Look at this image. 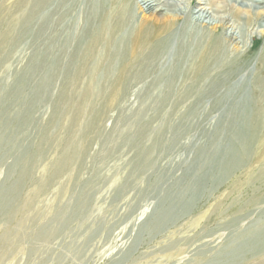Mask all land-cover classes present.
Returning <instances> with one entry per match:
<instances>
[{
  "label": "rangeland",
  "instance_id": "1",
  "mask_svg": "<svg viewBox=\"0 0 264 264\" xmlns=\"http://www.w3.org/2000/svg\"><path fill=\"white\" fill-rule=\"evenodd\" d=\"M45 1L0 0V195L17 181L9 176L15 164L23 180L12 201L27 206L17 217L0 211V264H197L202 257L219 264V250L239 243L264 219V199L242 208L245 195L264 190V128L244 166L222 182L214 179L232 141L240 149L252 135L247 118L255 103L264 114V11L236 14L238 8L259 10L264 2L172 0L187 11L154 17L143 13L145 0ZM194 10L203 14L200 23L191 22ZM121 16L127 20L117 24ZM221 16L232 19L233 29L216 27ZM146 26L148 38L137 47ZM234 28L243 40L225 43L230 73L211 67L212 76L205 77L201 43ZM98 32L101 38L93 41ZM159 133L163 141L153 150ZM71 145L80 146L77 166L56 168ZM203 148L211 165L199 159ZM209 170L214 178H207ZM230 190L236 198L223 200ZM83 191L89 201L77 219L64 231L60 222L48 230ZM135 197L140 202L129 223L106 238V228L95 231L122 222ZM162 201L171 206L173 223L134 249L141 224ZM8 222L30 238L3 253ZM85 234L91 238L81 241ZM249 252L237 264H264V250Z\"/></svg>",
  "mask_w": 264,
  "mask_h": 264
},
{
  "label": "bare ground",
  "instance_id": "2",
  "mask_svg": "<svg viewBox=\"0 0 264 264\" xmlns=\"http://www.w3.org/2000/svg\"><path fill=\"white\" fill-rule=\"evenodd\" d=\"M37 1V0H36ZM45 0H38V3H43ZM174 1V0H173ZM172 0H145V6L142 8V11L143 13L147 12V13H151L152 16L156 17L157 16H160L163 12V10L165 11H170L171 13H173V15H178L181 13H185L187 10L182 8L181 5H178L176 2H173ZM181 1V0H180ZM216 1V0H215ZM250 2H253V0H249ZM259 1V2H258ZM46 2V1H45ZM138 2V1H137ZM142 1H140L141 3ZM178 2V1H177ZM206 1L205 0H200L198 1V4H204ZM229 2V1H228ZM241 2V1H240ZM243 2V1H242ZM246 2V1H245ZM256 2L258 3L257 5L259 6V4L262 2H264V0H256ZM255 2V4H256ZM182 3V2H181ZM216 3V2H215ZM222 3V2H221ZM235 3V2H234ZM142 4V3H141ZM143 4V5H144ZM188 4V3H187ZM254 4V2H253ZM41 5V4H40ZM249 5H251L249 3ZM139 6V5H138ZM210 6V5H209ZM238 6V5H237ZM240 6V5H239ZM248 6V5H247ZM137 7V6H136ZM196 7V6H195ZM259 10H256V11H253V10H245L242 8H238L237 11H236V14L237 15H241L240 12H247V14H245L247 17L250 13H253V14H259V13H262L264 10V8L261 10L262 7H264V4L263 6H259ZM207 8V7H206ZM234 8V7H233ZM137 9V8H136ZM208 9V8H207ZM215 9V8H214ZM247 9V8H245ZM261 10V11H260ZM139 11V10H138ZM240 11V12H239ZM201 12V11H200ZM164 13V12H163ZM195 13H198V10H194V12H192V14H194L192 16V20L191 22H194V23H200L202 21V13L201 14H195ZM168 14V13H167ZM209 14H212V13H209ZM147 15V14H145ZM171 15V14H170ZM175 15V16H176ZM144 16V15H143ZM179 16V15H178ZM214 16V15H213ZM220 16V15H219ZM250 16V15H249ZM130 18L134 17V15H130L129 16ZM138 17V16H137ZM146 17V16H145ZM210 18V17H209ZM124 19H126L124 16H121V17H118L116 19V23L119 24L121 21H125ZM127 20V19H126ZM142 21V20H141ZM214 21V20H213ZM232 19L229 17V16H221L219 19H216V24L218 28H221L223 30H227V29H233L232 26L233 24L231 23ZM26 22H28V20H26ZM139 22V20H138ZM204 22V21H203ZM211 22V21H210ZM211 24V23H210ZM236 24V23H235ZM243 24V23H242ZM146 25V24H145ZM237 29V28H236ZM241 29V28H240ZM239 30V29H238ZM241 31V30H240ZM218 39L217 40H212V39H209L207 41H204L201 43V46H202V51H201V54H202V58H203V61H202V64L200 65V69L199 70H204L202 74H204L205 77H208L210 78L212 76L211 74V71L213 70H222V72H227V73H230L231 69H230V61L229 59L227 58L226 56V49H225V43L226 45H239L243 38H242V35H241V32H236L235 31V28L234 30L232 31H228L226 33V35L224 34H220L217 36ZM101 38V34L98 32L96 33V35L94 37H92L93 41H96L98 42L99 39ZM148 38V30H147V26L144 27L143 29H141L139 31V34L137 35V38L135 39V44L137 47L139 46H144L145 45V40ZM205 49V50H204ZM230 49V48H229ZM91 50V49H90ZM212 67L213 70H210V68ZM207 80V79H206ZM50 83H52V80H47L45 82V84H43L41 86V88H39V91L38 92V97L36 98V101L40 100L42 97H43V94L42 92H45V90L47 89V87L50 85ZM248 112V110L246 111V113ZM249 114V113H248ZM248 116V115H247ZM244 117V118H247ZM249 119L250 123H251V126H250V129H251V132H252V135L250 136H247L246 138H244L245 140L243 141L240 149H237L236 145L235 144V140L232 141V144L231 143V146L230 149L228 151H225V155L227 156L226 157V161L225 162H222V161H219L218 164H219V167H220V170L218 169L217 170V173H215L217 176L214 178V172L213 170H209L210 172H208L207 174V178L208 179H211V178H214L217 180H220L221 182L228 176V174L231 173V171H233L235 173V171H237L238 169L242 168L244 166V162H245V159H244V156L250 152L252 146H253V142L256 140V136H257V132L264 128V114L261 113V109L260 107L257 105V103H255L254 105V109H253V115L248 116L247 120ZM169 128V127H168ZM227 127H225L224 129H227ZM159 132V131H158ZM163 133H159L157 135V138L158 140H160L158 143H155V146L152 148L153 150H155L159 143H162L161 141H163V136H162ZM238 132L234 133V136H238ZM160 137V138H159ZM23 145V144H22ZM78 145V144H77ZM41 146V144H40ZM33 147V146H32ZM80 147V146H79ZM75 148V146H72L71 147H68L66 152L62 155V157L59 159V163L56 164V168H61L67 164H73L72 166H74L76 164L77 166V162L79 160V158L81 157V152H80V148ZM219 147V146H218ZM217 147V148H218ZM28 149V148H27ZM79 149V150H77ZM31 150V149H30ZM217 150V149H216ZM215 150V151H216ZM158 151H162V144L159 146L158 148ZM151 152V151H150ZM41 153V152H40ZM208 152L206 151V149H202L201 152L198 154L199 156V159H202V162L205 161V164L207 165H211V162H209L208 160V155H206ZM216 153V152H215ZM2 154V153H0ZM22 154H23V151H22ZM20 155V154H19ZM25 156H28L27 158H29V153L27 151H24V154ZM210 155V154H209ZM24 156V157H25ZM34 157V156H33ZM37 157V155H36ZM213 157V156H211ZM218 159V157H217ZM216 159V160H217ZM4 158L3 156L0 155V161H3ZM17 160V159H16ZM23 160V159H22ZM26 160V159H25ZM24 160V161H25ZM158 160V159H157ZM14 161V160H12ZM19 161V160H18ZM80 162V161H79ZM10 163V162H9ZM23 163V162H22ZM6 163H4L3 165H5ZM87 164V163H86ZM91 164V163H90ZM217 164V165H218ZM2 165V166H3ZM15 164H13V166H11V168L9 169V172H10V177L13 176V177H16V180L17 181H9L8 184L5 186L6 188L3 190V192L1 193V197H0V211H4L6 210L7 211V214L9 213L10 216L12 217H17L18 214L22 211V209H26L27 210V206H25V208H20V205H16L15 202L12 201V198H15V193L16 192H19V191H16L19 189L20 187V184H21V180H23L22 176L21 175V172H17V170H14L12 168H14ZM19 165V164H17ZM94 165V164H93ZM71 166V167H72ZM75 167V166H74ZM52 168V167H51ZM55 168V167H54ZM93 168V167H92ZM16 169V167H15ZM22 169V168H20ZM55 171V170H54ZM27 172V171H26ZM216 172V171H215ZM230 172V173H229ZM25 173V172H24ZM62 173V172H61ZM141 172H137L135 175L138 176ZM143 173H141L142 175ZM146 174V173H145ZM8 176V175H7ZM59 176V175H58ZM260 177H263L261 178V180H264V174H261L259 175ZM6 177V176H5ZM26 177V175H25ZM29 177V176H28ZM210 177V178H209ZM252 176H250L251 178ZM249 178V179H250ZM255 178V177H254ZM54 179V178H53ZM257 179V177L255 178ZM26 179H24L25 181ZM199 180V179H198ZM197 180V181H198ZM216 180V181H217ZM210 181V180H209ZM213 182V180H211ZM7 182V181H5ZM45 182V180L43 181ZM42 182V183H43ZM51 183V182H50ZM149 183V182H148ZM24 184V182H23ZM51 185V184H49ZM61 185V184H60ZM4 186V185H3ZM88 186V185H87ZM87 186H86V189H87ZM48 187V186H46ZM153 187V186H152ZM151 187V188H152ZM24 188V187H23ZM94 189V188H93ZM20 190V189H19ZM40 190V189H39ZM2 191V190H1ZM21 191V190H20ZM76 191V190H75ZM69 192V191H68ZM40 193V192H39ZM78 194V193H77ZM18 195V194H17ZM21 195V194H20ZM19 195V196H20ZM71 195V194H70ZM73 195V193H72ZM90 195V194H89ZM235 193H232V191L230 190V192H228L226 194V197L225 199L223 200H226V199H230V198H236L235 196ZM82 197L84 198L82 200ZM16 198H19V197H16ZM15 198V200H16ZM264 199V190L263 189H260V190H256V191H251L250 193H248L247 195H245L244 197V200L245 203L244 205L242 206L243 207H246L248 205H254V204H257L259 203L260 201H262ZM18 200V199H17ZM76 202L75 204H73L72 206H67L65 208H61V213L59 214V216L52 222V224H50L48 226V230L52 228H54L55 223H58L60 222V225H61V231H64L65 228H67L69 226V224L77 217L79 216L80 214V211L82 210V208H85L83 205L86 204L87 201H89V196H88V193L87 191H83V193H81V195H79V197L76 196L75 198ZM164 200V199H163ZM20 201V200H19ZM62 201V200H61ZM166 201V200H165ZM82 202V203H81ZM139 199H136V197L134 199H130L129 203L127 204V208L123 214V217H124V220L118 224H112V225H109L108 227H106L104 224L101 225L100 227L97 228V230H95L96 232H99L101 231L102 227L103 228H106L104 231L105 233V238L106 236H110L113 232L112 230H116L117 228H119L121 225L123 226L124 223L126 222H130V219H132V217L134 216V214H136L135 211H137V205L139 203ZM168 202V201H166ZM18 203V202H17ZM78 203V204H77ZM97 203V202H96ZM62 204V203H61ZM81 204V205H80ZM64 206V205H62ZM157 207V206H156ZM154 207V211L153 213H151L150 215V220H144L143 224H141V229L137 231V235L133 238V246H134V249L136 247L139 246V244L141 242H143L145 239H147V236L148 235H154L155 233H157L159 231L160 228H163L164 226L170 224V223H173L174 221V216L170 209L171 206H169L167 203L165 202H161V205L159 204L158 207L156 208ZM134 213V214H133ZM2 215V214H1ZM1 215H0V219H1ZM6 215V214H5ZM83 215V214H82ZM4 216V215H3ZM8 216V215H7ZM88 216V215H87ZM96 216V215H95ZM94 216V217H95ZM91 217V215H90ZM93 217V218H94ZM88 218V217H87ZM77 219V218H76ZM75 219V220H76ZM84 219V218H83ZM86 219V218H85ZM6 220V219H5ZM15 219L13 218V221ZM82 220V218H81ZM92 220V219H91ZM90 220V221H91ZM94 220V219H93ZM4 221V220H3ZM179 221V219L177 220ZM2 222V221H1ZM0 222V223H1ZM7 222V221H6ZM86 222V221H85ZM88 222V221H87ZM92 222V221H91ZM259 223L255 225L256 228L254 229H251L248 228L249 230L246 232V233H242L243 236L240 240L239 243H236L234 244L233 246H227V247H223L222 249L219 250V252L217 253V256L220 257L221 262H220V259L218 260L219 264L223 262V260H226V258H228L230 255L232 257H230V260L228 259L227 262H225L224 264H237L238 262L240 263V257H244L245 254H247V252L251 253V254H254V253H257V252H262L264 250V219H261L258 221ZM73 223V222H72ZM79 223V222H77ZM142 223V222H141ZM3 224V222H2ZM54 224V225H53ZM84 224V223H83ZM6 225V223H5ZM21 225V224H20ZM82 225V224H81ZM197 225H198V219L193 223V226H190L192 230H195V228H197ZM8 227H11L9 229H7L4 233H3V245H1L3 248H2V251L3 253L6 251V248L9 247V246H15V244H20L22 242L25 243V241H28L30 236L28 237V233H18L16 230H14L13 226L11 225V222H8V224L6 225ZM50 227V228H49ZM77 227V226H76ZM79 227V226H78ZM83 228V227H82ZM56 229V228H55ZM54 230V229H53ZM75 230V229H74ZM80 231V230H78ZM77 231V232H78ZM83 233V230L81 231ZM73 233V232H72ZM81 233V235H82ZM33 234V232H32ZM50 232L47 231L45 232V238H46V241H48V238L50 237L49 236ZM55 234V233H54ZM90 234V233H89ZM31 235V234H30ZM131 235V234H129ZM145 235V236H144ZM189 234L188 235H185V237H188L189 238ZM157 237V236H156ZM184 237V236H183ZM80 238V237H79ZM82 240L81 241H86L88 240L89 238H91V236L89 235H84L81 237ZM100 240V239H99ZM192 240V239H191ZM80 241V242H81ZM77 243V242H76ZM90 243V242H89ZM160 243V242H159ZM78 244V243H77ZM82 244V243H80ZM126 244V243H125ZM179 244V243H178ZM190 244V242H189ZM132 248V249H131ZM131 250L128 249V251H131L130 253H132L134 251L133 247L131 246ZM182 248V247H181ZM184 248V247H183ZM9 249V248H8ZM7 249V250H8ZM112 249V248H111ZM19 250V249H18ZM38 251V250H37ZM83 249H77L75 250V255L77 256V258H81L83 257ZM127 251V252H128ZM17 252V251H16ZM15 252V253H16ZM117 252H120V251H117ZM241 252L242 255H241ZM39 253V252H38ZM83 253V254H82ZM126 253V252H125ZM14 254V253H13ZM29 254V253H28ZM124 255V254H123ZM167 255V254H166ZM165 255V256H166ZM13 256V255H12ZM145 256V255H144ZM28 257V255H27ZM31 257V256H30ZM35 257V255H34ZM38 257V256H37ZM149 257H158V254L155 253V254H152L151 256ZM111 259V258H110ZM114 259V258H112ZM128 259V258H126ZM141 259V256L139 255L138 257V260ZM144 259V258H143ZM208 260V259H207ZM244 260V259H243ZM209 261V262H208ZM206 261L205 257L203 258H200V260L196 261L195 263L197 264H210L212 260H208ZM178 262V261H177ZM212 264V263H211Z\"/></svg>",
  "mask_w": 264,
  "mask_h": 264
}]
</instances>
